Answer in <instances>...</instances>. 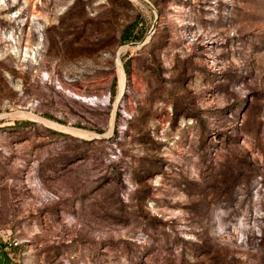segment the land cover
Masks as SVG:
<instances>
[{
	"label": "rangeland",
	"instance_id": "1",
	"mask_svg": "<svg viewBox=\"0 0 264 264\" xmlns=\"http://www.w3.org/2000/svg\"><path fill=\"white\" fill-rule=\"evenodd\" d=\"M0 245L264 264V0H0Z\"/></svg>",
	"mask_w": 264,
	"mask_h": 264
},
{
	"label": "trees",
	"instance_id": "2",
	"mask_svg": "<svg viewBox=\"0 0 264 264\" xmlns=\"http://www.w3.org/2000/svg\"><path fill=\"white\" fill-rule=\"evenodd\" d=\"M144 36H135L133 35L132 31L130 28H127L123 34L122 38V44H129L133 42H139L143 40Z\"/></svg>",
	"mask_w": 264,
	"mask_h": 264
},
{
	"label": "crops",
	"instance_id": "3",
	"mask_svg": "<svg viewBox=\"0 0 264 264\" xmlns=\"http://www.w3.org/2000/svg\"><path fill=\"white\" fill-rule=\"evenodd\" d=\"M6 249H3V247L0 245V264H10L8 263V259L5 256Z\"/></svg>",
	"mask_w": 264,
	"mask_h": 264
},
{
	"label": "built area",
	"instance_id": "4",
	"mask_svg": "<svg viewBox=\"0 0 264 264\" xmlns=\"http://www.w3.org/2000/svg\"><path fill=\"white\" fill-rule=\"evenodd\" d=\"M10 246H12V245H10Z\"/></svg>",
	"mask_w": 264,
	"mask_h": 264
}]
</instances>
